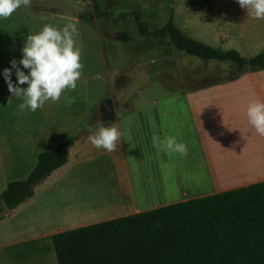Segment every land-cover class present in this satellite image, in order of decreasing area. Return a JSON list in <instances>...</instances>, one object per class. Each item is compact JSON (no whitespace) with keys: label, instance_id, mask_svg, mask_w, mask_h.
<instances>
[{"label":"crops","instance_id":"crops-1","mask_svg":"<svg viewBox=\"0 0 264 264\" xmlns=\"http://www.w3.org/2000/svg\"><path fill=\"white\" fill-rule=\"evenodd\" d=\"M75 2L83 8L86 5L84 0ZM201 3L200 11L191 12L201 13L210 21L215 49L235 50L246 59L264 52V20L251 19L236 0H202ZM8 19H0V194L9 182L22 181L28 176L39 153L70 142L62 166L100 164V183L106 196L99 210L106 215L78 225H67L73 219L65 224L57 222L55 229L43 231L53 220L41 212L33 190L31 197L8 210L1 218L4 220L0 219V264H10L5 252L9 247L264 181V138L251 129L244 115L250 101L264 100V69L249 72L243 68L230 80L170 88L179 89L175 93L179 92L180 96H134L129 100L124 99L121 85L114 97L103 101L106 106L101 110L103 116L100 112V118H96L124 133L118 151L109 153L90 144L89 131L86 135H76L74 122L61 123L56 115H45L42 108L35 112L19 109L22 99L11 97L3 78V70L10 68L9 61H19L22 57L20 44L11 47L13 36L6 28ZM101 19L106 25L116 22L108 23L107 18L91 15L87 21L95 24ZM179 29L185 33V28ZM117 34L110 37L116 39ZM14 37L21 40L19 34ZM22 70L27 74L26 69ZM12 72L15 83V70ZM121 105L131 106L130 113L129 109L116 108ZM154 134L175 135L178 141L187 144L188 155L159 151L152 143ZM169 175L176 177L171 179ZM186 175L196 181L190 183L195 187L187 188ZM157 185L159 188H154Z\"/></svg>","mask_w":264,"mask_h":264},{"label":"rangeland","instance_id":"rangeland-1","mask_svg":"<svg viewBox=\"0 0 264 264\" xmlns=\"http://www.w3.org/2000/svg\"><path fill=\"white\" fill-rule=\"evenodd\" d=\"M84 1L86 5L83 8L75 0H32L30 7L19 8L6 24L13 36L11 47L15 48L19 44L23 47L27 35L38 33L45 24L62 28L75 19L73 22L79 31L77 42L82 45V77L74 91H66L58 103L47 102L42 112L56 115L61 123L74 122L76 135H86L88 129L97 123L96 118H100V112L103 116L101 110L106 107L103 101L114 97L121 85L124 99L129 100L134 96H180L175 92L182 88L181 85H205L232 79L239 73L230 62H203L175 50L167 36H140L137 33L132 16L134 11L139 13L147 31L161 28L170 18L178 30L179 27L185 28L183 35L214 48L216 43L211 41L210 21L205 20L201 13L191 12L201 10L202 0ZM92 1L97 2L98 10L105 13L103 17L108 23L116 22L106 25L104 19L97 20L95 24L87 21L88 15L94 17ZM196 6L198 9L194 8ZM115 33L124 34L129 39H112L110 36ZM16 34L21 35L20 41L14 37ZM203 74L205 77L202 78ZM97 75L102 79H96ZM177 85L179 89H170L177 88ZM66 97L74 98V102L68 103ZM116 108L119 111L129 109L130 113L131 106ZM100 173V164H67L53 170L33 188L39 209L53 220L51 226L43 231L55 229L57 222L65 224V221L73 219L66 224L78 225L106 215L100 212V204L106 196L102 192L105 189L101 187ZM169 177L174 179L176 176ZM186 178L187 188L195 187L190 183L196 181L190 175ZM95 213L98 216H94ZM5 252L10 264H56L49 237L9 247Z\"/></svg>","mask_w":264,"mask_h":264},{"label":"trees","instance_id":"trees-1","mask_svg":"<svg viewBox=\"0 0 264 264\" xmlns=\"http://www.w3.org/2000/svg\"><path fill=\"white\" fill-rule=\"evenodd\" d=\"M93 15L105 16L92 1ZM140 36H167L175 50L199 60L230 62L237 71L264 69V52L242 58L183 35L169 18L148 32L132 12ZM117 39L127 41L124 34ZM230 80V79H228ZM70 142L38 154L22 181L0 194L8 210L32 196L33 188L66 161ZM56 264H264V181L50 236Z\"/></svg>","mask_w":264,"mask_h":264},{"label":"clouds","instance_id":"clouds-1","mask_svg":"<svg viewBox=\"0 0 264 264\" xmlns=\"http://www.w3.org/2000/svg\"><path fill=\"white\" fill-rule=\"evenodd\" d=\"M241 9L254 20H264V0H236ZM32 0H0V19H8L19 8L30 7ZM79 31L74 22L67 23L62 28L45 24L36 34H29L25 38L21 49L22 57L19 61H9L10 68L3 70V78L11 97L22 99L19 104L21 110L35 112L47 102L58 103L66 91H74L81 79L84 64L81 62L82 45L77 38ZM26 69L25 71L22 70ZM15 70V83L11 79ZM96 79H102L97 75ZM26 85V87H22ZM11 99H9L10 101ZM68 103L74 98L66 97ZM244 115L247 124L255 133L264 138V100L250 101ZM90 129V130H89ZM88 129V140L97 150L103 149L109 153L118 151L121 137L124 135L115 125L105 126L99 120ZM247 131V129H245ZM155 148L168 155H188V146L178 141L175 135L160 137L152 136Z\"/></svg>","mask_w":264,"mask_h":264},{"label":"water","instance_id":"water-1","mask_svg":"<svg viewBox=\"0 0 264 264\" xmlns=\"http://www.w3.org/2000/svg\"><path fill=\"white\" fill-rule=\"evenodd\" d=\"M7 212H8V208H7V206H6L3 202H1V203H0V219H1L3 216H5V215L7 214Z\"/></svg>","mask_w":264,"mask_h":264}]
</instances>
